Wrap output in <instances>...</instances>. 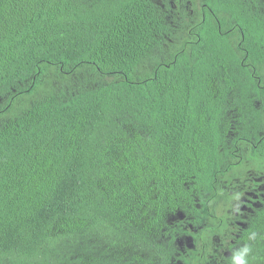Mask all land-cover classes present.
Listing matches in <instances>:
<instances>
[{"label": "trees", "instance_id": "obj_1", "mask_svg": "<svg viewBox=\"0 0 264 264\" xmlns=\"http://www.w3.org/2000/svg\"><path fill=\"white\" fill-rule=\"evenodd\" d=\"M233 15L264 60L259 14ZM202 31L184 52L155 0H0V264H100L114 233L158 250L180 212L210 225L232 135L258 143L264 71L223 74Z\"/></svg>", "mask_w": 264, "mask_h": 264}, {"label": "flooded vegetation", "instance_id": "obj_2", "mask_svg": "<svg viewBox=\"0 0 264 264\" xmlns=\"http://www.w3.org/2000/svg\"><path fill=\"white\" fill-rule=\"evenodd\" d=\"M155 1L166 19L186 35L181 43L184 52L197 47L195 38H202L203 27L211 20L219 28L223 40L217 46L218 54L226 57V63L221 67L223 74L232 71V76H235V72L238 75L244 70L264 71V60L251 63L249 37H246L242 19L233 15L236 10L254 11L264 23V0H231L233 6L220 5L221 0ZM218 14H222L224 21ZM258 45L259 54H264V44L257 43L256 47ZM256 77L260 92L255 93L258 96L255 102L264 107V75ZM230 88V95L237 96V87ZM259 128L258 143H252L254 150L251 157L246 155L250 146L232 135L229 158L236 161L218 178L220 192L214 194L215 216L209 226L198 227L193 222V216L187 217L186 213L180 212L176 219L179 223L169 222L163 227L161 236L164 240L158 241L162 244L158 250L151 249L148 240L128 239L114 233L112 247L108 248L105 243L102 245L100 264H234V255L245 246L250 249L244 257L246 264H264L263 119ZM169 228L178 229L175 236L168 231Z\"/></svg>", "mask_w": 264, "mask_h": 264}, {"label": "clouds", "instance_id": "obj_3", "mask_svg": "<svg viewBox=\"0 0 264 264\" xmlns=\"http://www.w3.org/2000/svg\"><path fill=\"white\" fill-rule=\"evenodd\" d=\"M248 251L249 249L244 248L240 253L235 254L233 257L234 264H246V260L244 257Z\"/></svg>", "mask_w": 264, "mask_h": 264}, {"label": "rangeland", "instance_id": "obj_4", "mask_svg": "<svg viewBox=\"0 0 264 264\" xmlns=\"http://www.w3.org/2000/svg\"><path fill=\"white\" fill-rule=\"evenodd\" d=\"M60 248H61V249H66L67 246H65V245H61ZM8 264H10V263H8Z\"/></svg>", "mask_w": 264, "mask_h": 264}]
</instances>
